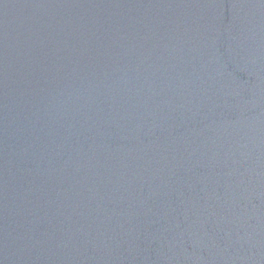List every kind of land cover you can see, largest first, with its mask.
Returning <instances> with one entry per match:
<instances>
[{
    "label": "water",
    "instance_id": "1",
    "mask_svg": "<svg viewBox=\"0 0 264 264\" xmlns=\"http://www.w3.org/2000/svg\"><path fill=\"white\" fill-rule=\"evenodd\" d=\"M0 264H264V0H0Z\"/></svg>",
    "mask_w": 264,
    "mask_h": 264
}]
</instances>
